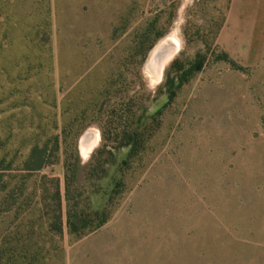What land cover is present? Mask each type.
<instances>
[{
    "label": "rangeland",
    "instance_id": "1",
    "mask_svg": "<svg viewBox=\"0 0 264 264\" xmlns=\"http://www.w3.org/2000/svg\"><path fill=\"white\" fill-rule=\"evenodd\" d=\"M0 160V264H264V0H0Z\"/></svg>",
    "mask_w": 264,
    "mask_h": 264
},
{
    "label": "bare ground",
    "instance_id": "2",
    "mask_svg": "<svg viewBox=\"0 0 264 264\" xmlns=\"http://www.w3.org/2000/svg\"><path fill=\"white\" fill-rule=\"evenodd\" d=\"M180 40L175 32L171 33L161 41V44L156 47L147 62L146 68L150 81L154 82L161 76L164 66L172 59L180 48ZM180 50V49H179ZM151 73V74H150ZM82 156L86 158L92 147L95 146L99 140V136L88 130L83 138Z\"/></svg>",
    "mask_w": 264,
    "mask_h": 264
},
{
    "label": "trees",
    "instance_id": "3",
    "mask_svg": "<svg viewBox=\"0 0 264 264\" xmlns=\"http://www.w3.org/2000/svg\"><path fill=\"white\" fill-rule=\"evenodd\" d=\"M141 131L137 129H133L130 131H124V139L121 140L119 145L117 147H122V146H129L130 151H129V156L134 155L140 147L143 146V139L141 138ZM4 161L0 160V190H5L7 187L6 181L4 180V171L3 169L6 168V166L3 165ZM44 166V162L42 160V156L40 155V151L37 150V148H32L28 158L24 162V169L26 170H37L41 169ZM79 220H81L82 225L76 224L75 221H71V216H68L67 219V225L70 228L72 232H78L81 234L79 231L81 228H86V219H82L81 217H78ZM106 217H103L99 223L102 224L105 221ZM58 220L60 223V216H58ZM98 225V226H99Z\"/></svg>",
    "mask_w": 264,
    "mask_h": 264
}]
</instances>
